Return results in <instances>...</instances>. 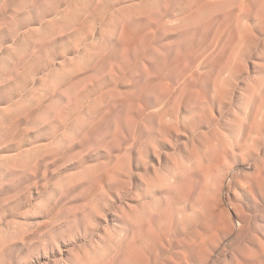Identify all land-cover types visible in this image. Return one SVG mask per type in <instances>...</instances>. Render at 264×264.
I'll list each match as a JSON object with an SVG mask.
<instances>
[{"label":"rangeland","instance_id":"1","mask_svg":"<svg viewBox=\"0 0 264 264\" xmlns=\"http://www.w3.org/2000/svg\"><path fill=\"white\" fill-rule=\"evenodd\" d=\"M0 264H264V0H0Z\"/></svg>","mask_w":264,"mask_h":264},{"label":"bare ground","instance_id":"2","mask_svg":"<svg viewBox=\"0 0 264 264\" xmlns=\"http://www.w3.org/2000/svg\"><path fill=\"white\" fill-rule=\"evenodd\" d=\"M65 30H66V29H65ZM51 31H52V30H51ZM60 31H61V30H60ZM66 31H67V30H66ZM57 32H58V31H57ZM61 32H62V31H61ZM55 34H56V33H55ZM55 34H54V35H55ZM48 38H49V37H48ZM50 38H52V37H50ZM42 44H43V43H42ZM42 44H41V45H42ZM36 46H37V45H36ZM247 113H248V112H247ZM245 115H246V114H245ZM248 115H249V114H248ZM99 189H103V187H101V188H99ZM219 192H220V191H219ZM97 194H98V193H97ZM97 196H98V195H97ZM97 196H96V197H97ZM93 197H94V196H93ZM93 199H94V198H93ZM90 201H92V200L90 199ZM90 201H89V202H90ZM89 202H88V203H89ZM144 206H145V204L143 205V207H144ZM95 207H96V206H94V210L97 209V208H95ZM141 207H142V206H141ZM143 207H142V210H143V212H144ZM131 211H132V210H131ZM151 214H152V213H151ZM151 214H149V215H151ZM129 216H130V215L128 214V217H129ZM121 217H122V215H121ZM126 217H127V215H126ZM151 217H152V216H151ZM88 218H90V217H88ZM146 218H147V217H146ZM146 218H145V219H146ZM129 219H130V218H128V220H129ZM143 219H144V218H143ZM149 219H150V218H149ZM117 220H118V219H117ZM126 220H127V218H126ZM130 220H131V219H130ZM130 220H129V221H130ZM134 220H135V219H134ZM132 221H133V220H131V223H132ZM143 221H144V220H143ZM149 221H150V220H149ZM122 222H123V221H122ZM147 222H148V220H147ZM151 222H152V221H151ZM133 223H134V221H133ZM133 223H132V224H133ZM129 224H130V222H129ZM140 224H141V223H140ZM142 224H143V223H142ZM145 224H146V222H145ZM148 224H150V223H148ZM143 225H144V224H143ZM146 225H147V224H146ZM135 226H136V225H135ZM119 229H121V228H119ZM119 229H118V230H119ZM114 230H115V229H114ZM121 230H124V228L121 229ZM112 232H113V231H112ZM118 232H119V231H118ZM108 233H109V231H108ZM121 233H122V231H121ZM123 233H124V231H123ZM123 233H122V234H123ZM126 233H127V231H126ZM109 234H110V233H109ZM114 234H115V231H114ZM118 234H120V233H118ZM124 234H125V233H124ZM111 235H112V234H111ZM111 235H110V236H111ZM120 235H121V234H120ZM120 235H116V236L118 237V236H120ZM106 236H107V235H106ZM110 236H109V237H110ZM114 236H115V235H113V237H114ZM124 236H125V235H124ZM124 236H123V237H124ZM113 237H111V238H109V239H112ZM117 237H114L113 239H115V238H117ZM120 237H121V236H120ZM126 237H127V236H126ZM118 238H119V237H118ZM104 239H106V238H104ZM113 239H112V240H113ZM121 239H122V238H121ZM124 239H125V237H124ZM109 241H110V240H109ZM116 241H117V240H116ZM122 241H123V240H122ZM124 241H125V240H124ZM113 242H114V241H113ZM113 242H112V243H113ZM108 243H109V242H108ZM120 243H121V242H120ZM122 243H123V242H122ZM122 243H121V244H122ZM165 244H167V243L165 242ZM165 244H164V241H163V245H165ZM171 244H172V243H171ZM106 245H107V244H106ZM108 245H109V244H108ZM118 245H120V244H118ZM120 246H122V245H120ZM165 246H166V245H165ZM167 246H168V245H167ZM163 247H164V246H163ZM171 247H172V246H171ZM109 248H110V247H109ZM164 248L166 249V247H164ZM167 249H168V248H167ZM104 250H105V249H104ZM107 250H108V249H107ZM9 262H10V261H9ZM3 263H5V262H3Z\"/></svg>","mask_w":264,"mask_h":264}]
</instances>
